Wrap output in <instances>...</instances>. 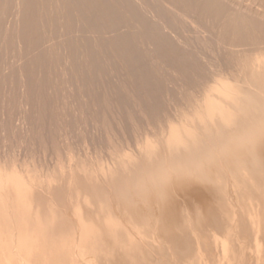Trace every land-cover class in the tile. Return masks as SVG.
Returning <instances> with one entry per match:
<instances>
[{"label": "bare ground", "instance_id": "1", "mask_svg": "<svg viewBox=\"0 0 264 264\" xmlns=\"http://www.w3.org/2000/svg\"><path fill=\"white\" fill-rule=\"evenodd\" d=\"M245 2L0 0V95L17 77L66 126L46 174L0 165V264H264V11ZM65 85L106 136L125 122L109 102L142 104L146 127L118 124L112 163L75 160Z\"/></svg>", "mask_w": 264, "mask_h": 264}, {"label": "rangeland", "instance_id": "2", "mask_svg": "<svg viewBox=\"0 0 264 264\" xmlns=\"http://www.w3.org/2000/svg\"><path fill=\"white\" fill-rule=\"evenodd\" d=\"M262 2V4L260 5H258V3H261ZM249 2H250V4H249ZM252 2V3H251ZM257 2V3H256ZM246 3V5H249V7H251L252 6V8H253V5H254V8H253V10H258V11H260L261 12V10L262 11H264V1L263 0H256V1H249V0H247V2H245ZM256 4V5H255ZM256 6V7H255ZM261 6V7H260ZM257 7H258V9H257ZM260 7V8H259ZM263 8V9H262ZM61 49V48H60ZM59 49V50H60ZM63 49H61V51H62ZM212 57V60H214V62L216 61V62H218V59L216 58V56H219V54H217V52H216V54H213L212 53V55H211ZM222 61V60H221ZM55 74V73H54ZM53 74V75H54ZM57 73L55 74V76L54 77H56L57 78ZM61 77V75H60V73H59V75H58V77ZM8 77H11V81H12V83H10L11 81H10V78H8ZM54 77H52L53 79H54ZM7 78L9 79H7V81L5 80V83H7L8 82V84H9V86H7V84H4V87H3V90H2V94H3V92H5L3 95H5L4 96V99L6 98V97H10V100H9V97H8V100L9 101H6L7 100V98H6V100H4V99H2L1 98V96H3L2 94L0 95V98L3 100V102L4 101H6V103L8 102L9 104H10V106L8 105V103L5 105L1 100V102L5 105V107H3L4 105L0 102V114L2 113V115L0 116V165H4V166H11V164L12 163H15V164H17L19 161V164L18 165H16L17 166V168H19L20 169V171H22L23 169H25L26 167H28V168H30V169H34V171L36 170V172L39 174V172H40V175H43V174H46V172H49V170L51 171L53 168H55V166H56V157H55V153H53L52 152V149L50 148V144L52 143V136H53V134L52 135H50V132H55V131H58L57 129L59 128V131L61 132L62 131V133H63V130L66 128V126H61L60 124H62L61 123V118H59V116H57V113L56 112H54V115L53 116H48V117H46L45 119L47 120V122H44L45 121V119L44 118H42V115H41V113H40V110H39V108H36V110H38L37 112H38V114L36 113V111L34 112V109L35 108H33V107H30L29 105H27V104H25V98L23 97V95H20V91H19V88H18V86L17 87H15L16 86V81L18 80V79H16L17 77H12L11 75L9 76H7ZM15 78V79H14ZM62 78V77H61ZM61 78H57V79H59L61 82L63 81ZM59 81V82H60ZM67 82V81H66ZM118 83H119V81H117ZM117 83V85H116V83H115V88H117V90H118V86L120 85L121 86V84H118ZM0 84H2V82L0 83ZM12 84V85H11ZM67 84H68V82H67ZM69 85H70V83H69ZM173 85V84H172ZM2 86H3V84H2ZM12 86V87H11ZM65 86H67V87H65V88H67V89H65V91L66 90H68L69 89V94H68V92H67V94L69 95V97H67V94H65L66 95V98H65V101H69V98H70V102L68 103L67 102V104H66V110L68 111H66V120H68L69 118L71 119H69L70 121V123L71 124H69V122L67 121V123H68V126H67V139H66V141L68 142L67 144H69V149H70V151H72L73 150V152L74 153H72L73 154V156L75 157V160H80V159H83V160H86V161H88V162H90V160H91V163L94 161V162H98V159H99V161L100 162H102V163H104V164H109V163H112V157L110 156V153H111V150H109L110 149V144H109V142H108V140H107V138H109V136H111L110 135V133L112 134V133H116L117 132V134H118V132L120 131V130H122V127H123V132H124V134L122 135L121 134V132H119V134H118V138L119 139H122V138H125V136L126 135H128L130 138H133V135H134V133H137V132H139V131H137V129L138 130H142L144 127H142L143 126V124H144V126L146 125V123H147V121L146 120H148V115L147 114H145V112H144V110L143 109H141V108H144L143 106H142V104H139V106H138V104H132L133 102V100L131 101L132 103H130V101H129V98H128V101H129V103H127V104H129V105H134V106H132V107H129L128 105H126L125 107H127L128 106V109H126V108H123L122 107V105H120L121 107L119 108V103H117V102H115L114 104L117 106V108L115 107V105L114 104H112V105H114V106H112V108H111V106H108V105H110L111 103H113V102H109L110 104H107L105 107H104V110L106 111V112H104L105 114H106V116L108 115L109 116V121H110V123L111 122H113V121H116L117 119H118V117L119 118H125V122H126V119L127 120H129V119H132V121H130L129 120V123H131V124H127L128 122H124L123 121V119H119V120H121V121H118V122H120V123H118V122H116V123H112V125H114L115 124V126H117V127H119V129H115V128H117V127H115V128H111V130H112V132L111 131H109V134H107V135H109V136H106V133H107V131L106 132H104L105 130H107V127H106V129H104L105 127H102V126H105V124L104 125H100V127H99V131L97 130L98 128H96V127H94V125H93V121L90 119V117H91V115L93 116L94 115V111L92 110L91 112H90V110L89 109H87V108H84L83 106H82V104L84 105V103H82V102H80L79 103V101L78 102H76V98L77 99H79V97H76L77 96V92L75 93L74 91H72V90H74V88L73 87H70V86H68V85H65ZM119 86V87H120ZM68 87H70V88H68ZM0 88H1V85H0ZM12 88V89H11ZM15 88H17V90L15 89ZM114 88V89H115ZM120 88H123L122 86L120 87ZM2 89V88H1ZM114 89H106V90H104V91H102V93L100 94V95H104L105 94V96H104V99L106 98V99H108L109 97H113V94H110V93H114L115 94V91H116V89L114 90ZM181 89L183 90V88H179L178 89V91L180 92L181 91ZM111 90H113V92L111 91ZM128 90H130V89H128ZM7 91H8V93H7ZM19 91V92H18ZM71 91H72V93H71ZM76 91V90H75ZM105 91L107 92L108 91V93H109V91H110V93H109V95L107 96V94L105 93ZM131 91V90H130ZM73 92H74V94H73ZM178 92V93H179ZM182 93L184 92V90L183 91H181ZM7 93V94H6ZM177 93V94H178ZM182 93H181V95H182ZM9 94V95H8ZM75 94H76V96H75ZM15 95V96H14ZM17 95V96H16ZM179 95H180V93H179ZM179 95H178V97H179ZM22 96V97H21ZM75 97V99H73ZM108 97V98H107ZM13 98V99H12ZM22 98V99H21ZM21 99V100H20ZM131 99V98H130ZM23 100V101H22ZM21 101H22V103H21ZM71 101H72V103H71ZM11 102V103H10ZM74 102V103H73ZM16 103V104H15ZM78 103V104H77ZM170 103V102H169ZM81 104V105H80ZM23 105L24 107H26V111L28 112V114H26L27 112H25V108L22 106ZM69 105H70V107H69ZM147 105H149V104H147ZM147 105H144L145 106V108H146V106ZM170 105H172V104H170ZM169 105V107H170V109H171V106ZM6 106H8L7 108H6ZM140 106H142L141 108H140ZM86 107V106H85ZM113 107H115V108H113ZM140 108L141 109V111H142V113H141V111H139L137 108ZM166 107H168V106H166ZM169 107H168V109H169ZM30 108H32L31 110H30ZM82 108H84V109H82ZM105 108H108V110L107 109H105ZM131 108H133L132 110H131ZM176 109H177V107H175ZM174 106L172 107V109H173V112H174ZM28 109V110H27ZM80 109V110H79ZM116 109V110H115ZM118 109V110H117ZM121 109H123V110H126V111H121V112H119ZM137 109V110H136ZM179 109V108H178ZM69 110H70V112H69ZM113 110H115V113H117L118 112V116L116 115V114H114V112H112ZM128 110V111H127ZM23 111V112H22ZM30 111V112H29ZM74 111V112H73ZM117 111V112H116ZM135 111V112H134ZM139 111V112H138ZM6 112V113H5ZM10 112V113H9ZM85 112H89V113H85ZM93 112V114H91ZM122 112H125L127 115H125V116H122L123 114H125V113H123L122 114ZM129 112H131V113H133V114H135V115H133L134 116V118H136V116L138 117V119H137V121H134L133 120V118L131 117V115H130V113ZM171 110H168V113L171 115ZM172 112V113H173ZM177 112V111H176ZM176 112H174V114H176ZM12 113V114H11ZM85 113V114H84ZM113 113V114H112ZM120 113H121V116H120ZM16 116H15V115ZM26 114V115H25ZM31 114V115H30ZM53 114V113H52ZM68 114V115H67ZM89 114H91V115H89ZM137 114V115H136ZM140 114H142V117H141V115ZM174 114H172V115H174ZM5 115V116H4ZM33 115V116H32ZM86 115V116H85ZM87 115H89V116H87ZM115 115V116H114ZM140 115V116H139ZM178 115H179V111H178ZM2 116H4V117H2ZM12 116V117H11ZM15 116V117H14ZM38 116V117H37ZM41 118H40V117ZM67 116H69V117H67ZM73 116V117H72ZM117 116V117H116ZM127 116V117H126ZM130 116V117H129ZM174 116H176V115H174ZM36 118L35 119V122H34V118ZM50 117V118H49ZM61 117V116H60ZM87 117V118H86ZM94 117V116H93ZM93 117H91V118H93ZM142 118V121H141V118ZM177 117V116H176ZM2 118V119H1ZM32 118V119H31ZM75 118V119H74ZM139 118H140V121H139ZM8 119V120H7ZM24 119H25V121H24ZM62 119H63V117H62ZM72 119H73V123L71 122L72 121ZM111 119H112V121H111ZM3 120V121H2ZM42 120H44V121H42ZM10 121H11V123H10ZM29 121V122H28ZM42 121V123H40ZM52 121V123H55L56 124V122H59V124H57V125H55V124H52V123H50ZM54 121V122H53ZM87 121V122H86ZM134 121V122H133ZM8 122H9V125H8ZM75 122V123H74ZM92 122V123H91ZM122 122V123H121ZM45 123V124H44ZM52 124V127L50 128V126L48 125V124ZM89 123V124H88ZM124 123V124H123ZM132 123H133V126H132ZM138 123V124H137ZM7 124V125H6ZM73 124V125H72ZM80 124V125H79ZM86 124V125H85ZM118 124H119V126H118ZM121 124V125H120ZM134 124H137L138 126H140V127H142L141 129H139L138 128V126H135V127H137V129H136V131H135V127H134ZM140 124V125H139ZM2 125V126H1ZM13 125V126H12ZM32 125H34V126H32ZM39 125H40V127H39ZM42 125L44 126V127H42ZM45 125H47V127L49 126V132H46L47 131V127L45 126ZM53 125H55V126H57V129L55 130V126H54V128H53ZM69 125H71V126H69ZM78 125V126H77ZM82 125V126H81ZM91 125V126H90ZM112 125H108L109 126V128L108 129H110V126L112 127ZM123 125V126H122ZM124 125H128L127 127H133V129H132V133H131V135L129 134L130 132H131V129L130 128H127V127H125ZM142 125V126H141ZM37 126V127H36ZM59 126H61V127H59ZM73 126H75V127H73ZM107 126V125H106ZM27 127V128H26ZM29 127V128H28ZM63 127H65L64 129H62ZM79 127V128H78ZM83 127V128H82ZM87 127V128H86ZM114 127V126H113ZM146 127V126H145ZM12 128V129H11ZM53 128V131H51V129ZM60 128H61V130H60ZM100 128H103V130L102 129H100ZM1 129H2V131H1ZM30 129V130H29ZM34 129H35V132H36V130H39V129H43V130H39V131H37V133H34ZM87 129V130H86ZM96 129V130H95ZM116 131H115V130ZM129 129V130H128ZM4 130V131H3ZM55 130V131H54ZM113 130H114V132H113ZM119 130V131H118ZM42 131V132H41ZM43 131H45V134H43L45 137H47V139L45 138V137H43V135H41L42 133H43ZM59 131H58V134H59ZM69 131H70V133H69ZM97 133H99V134H97ZM128 131H130V132H128ZM26 132V133H25ZM39 132V133H38ZM125 132L127 133L128 132V134H125ZM48 135H50L51 136V139H50V141H51V143H50V141H49V145H46L47 144V142H48V140H49V137L50 136H47V134ZM69 133V134H68ZM74 133V134H73ZM79 133V134H78ZM95 133H96V135H95ZM114 133V134H115ZM37 134V135H36ZM56 134H57V132H56ZM116 134V135H117ZM25 135V136H24ZM39 135V136H38ZM72 135H73V137L74 138H77V139H74L73 137H72ZM81 135V136H80ZM100 135V136H99ZM116 135L115 136H113L112 135V137H116ZM124 136V137H121V136ZM13 136H14V138H13ZM59 136V135H58ZM89 138H88V137ZM41 137H42V139L44 138L45 140H47L46 142L44 141L43 142V140L41 141ZM57 137V136H56ZM71 137V138H70ZM18 138V139H17ZM25 138V139H24ZM37 138V139H36ZM58 138V137H57ZM69 138V139H68ZM94 138V139H93ZM101 138V139H100ZM2 139H4V141H2ZM20 139V140H19ZM23 139V140H22ZM79 139L81 140L80 142H79ZM114 139V138H113ZM116 139V138H115ZM15 140H16V142H15ZM40 140V141H39ZM57 140H59V139H57ZM74 142H73V141ZM91 140V141H90ZM100 140V141H99ZM106 140V141H105ZM117 140V139H116ZM30 141V142H29ZM38 141L41 143H44V146H41L40 145V143H38ZM108 142V143H107ZM5 143V144H4ZM41 143V144H42ZM46 143V144H45ZM72 143V144H71ZM77 143V144H76ZM102 143V144H101ZM17 144H20V145H17ZM104 144V145H103ZM4 145V146H3ZM25 145V146H24ZM29 145V146H28ZM31 145V146H30ZM38 145V146H37ZM46 145V146H45ZM99 145V146H98ZM2 146V147H1ZM18 148H17V147ZM50 148H48V147ZM72 146V147H71ZM101 146V147H100ZM7 147V148H6ZM33 147V148H32ZM36 147V148H35ZM45 147V148H44ZM47 147V148H46ZM86 147V148H85ZM24 148V149H23ZM2 149V150H1ZM14 149V150H13ZM44 151H43V150ZM51 150V151H49V150ZM79 149H81V150H79ZM98 151H97V150ZM104 149V150H103ZM133 149H134V147H133ZM28 150V151H27ZM31 150V151H30ZM37 150H39V151H37ZM14 151V152H13ZM26 151V152H25ZM47 151V152H46ZM78 151V152H77ZM81 151V152H80ZM91 153H90V152ZM102 151V152H101ZM12 152V153H11ZM46 152V153H45ZM5 153H7V154H5ZM18 153V154H17ZM23 153V154H22ZM26 153V154H25ZM44 153V154H43ZM88 153V154H87ZM97 153V154H96ZM21 154V155H20ZM31 154V155H30ZM50 154V155H49ZM55 154V155H54ZM79 154V155H78ZM85 154V155H84ZM87 154V155H86ZM103 154V155H102ZM20 155V156H19ZM29 155V156H28ZM5 156V157H4ZM19 156V157H18ZM34 156V157H33ZM53 156V157H52ZM80 158H79V157ZM82 156V157H81ZM110 158H109V157ZM18 157V158H17ZM32 157V158H31ZM41 157V158H40ZM48 157V158H47ZM93 159H92V158ZM102 157V158H101ZM6 158V159H5ZM12 158H13V160H12ZM35 158V159H34ZM78 158V159H77ZM98 158V159H97ZM109 158V159H108ZM2 159V160H1ZM11 159V160H10ZM43 159V160H42ZM52 159H53V161H52ZM103 159V160H102ZM108 159V160H107ZM5 160V161H4ZM15 160H17V161H15ZM27 160V161H26ZM3 161V162H2ZM39 161V162H38ZM10 162V163H9ZM12 162V163H11ZM45 162V163H44ZM49 162V163H48ZM8 163V164H7ZM21 163V164H20ZM40 163V164H39ZM23 164V165H22ZM31 164V165H30ZM29 165V166H28ZM44 165V166H43ZM32 166V167H31ZM52 168H51V167ZM34 167V168H33ZM50 167V168H49ZM44 170H43V169ZM18 169V170H19ZM41 170V171H40ZM41 173H43V174H41ZM231 186V185H230ZM229 186V187H230ZM231 188V187H230ZM45 192V191H44ZM180 199H182V198H180ZM183 200V199H182ZM181 200V201H182ZM152 238H154L155 239V237L154 236H151ZM151 237H148L149 239H151ZM156 238H158L157 236H156ZM154 239H151L152 240V243H153V241L156 243L157 242V244L159 243V241H156V239L154 240ZM159 239V238H158ZM157 239V240H158ZM150 241V240H149Z\"/></svg>", "mask_w": 264, "mask_h": 264}]
</instances>
